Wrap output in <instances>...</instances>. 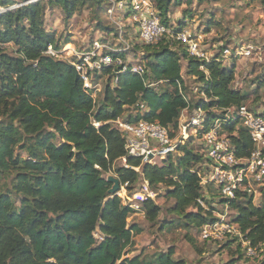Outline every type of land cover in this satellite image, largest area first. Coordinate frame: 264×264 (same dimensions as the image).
Wrapping results in <instances>:
<instances>
[{"label": "trees", "instance_id": "trees-1", "mask_svg": "<svg viewBox=\"0 0 264 264\" xmlns=\"http://www.w3.org/2000/svg\"><path fill=\"white\" fill-rule=\"evenodd\" d=\"M17 1L0 4L10 7ZM155 1L169 34H177L168 25L170 0ZM253 1L264 5V0ZM49 6L60 7L71 19L91 7L106 12L107 0H40L0 15V178L10 182L0 186V264H186L174 259L173 250L154 260L125 257L142 228L128 224L134 210L109 193L113 183L105 175L114 174L129 191L141 178L153 188L167 187L166 198L175 201L170 212L178 216L170 224L177 227H196L201 232L204 225L219 220L214 207L200 203L209 201L201 184L203 169L196 168L208 158L203 142L197 149L193 144L219 121L237 158L248 159L255 151L241 117L228 113L243 107L247 99L244 92L232 88L235 71L222 65V54L201 60L186 46L176 49L165 35L146 45L149 61L143 76L122 72L118 65L104 69L102 76L108 81L98 104L76 67L48 53L50 46L59 54L72 43L71 37L62 39L46 28ZM98 27L117 38L114 27L102 21ZM125 54L115 52V58ZM186 77L198 80L206 99L194 103L187 97ZM113 79L117 82L112 86ZM129 108L137 114L127 116ZM184 110L202 111V126L161 164H143L127 153L125 132L115 124L118 119L158 122L175 137ZM124 159L123 166L115 167ZM210 185L215 188L213 182L206 187ZM219 192L221 202L234 211L233 223L264 252V206L256 205L248 191H236L234 198ZM143 209L151 222L161 213L151 198ZM98 232L101 241L95 237ZM227 241L226 246L237 239ZM239 248L242 259L245 255L238 243L237 253ZM226 264H237L235 255Z\"/></svg>", "mask_w": 264, "mask_h": 264}, {"label": "rangeland", "instance_id": "rangeland-1", "mask_svg": "<svg viewBox=\"0 0 264 264\" xmlns=\"http://www.w3.org/2000/svg\"><path fill=\"white\" fill-rule=\"evenodd\" d=\"M109 8L110 5L107 2L106 12L91 7L75 14L71 19H66L60 7L49 6L46 12V28L55 31L62 39L71 37L72 41V43L65 45L59 54L55 52V55L72 63L76 59V52L89 49L96 39L106 35L105 31L99 29V21H102L105 26L118 29L117 25L110 21ZM168 17V25L171 31L187 30L192 37L190 39L200 44L208 60L222 54V65L235 71L232 88L241 90L247 95L243 107H246L253 114L264 116V5L253 0H170ZM126 18V14L123 13H118L116 16L117 22L124 27V38L121 39L119 36L115 38L113 37L114 33H111L108 43L126 53L125 58H123L125 63L145 67V64L149 61V58H147L148 48L138 36V27H134ZM212 22L213 24H211ZM210 24L212 26H209ZM166 37L167 40L175 43L176 49L187 47L185 43L176 40L175 33L172 35L166 34ZM250 47L252 52L248 54L247 50ZM226 50H229V52L227 53ZM183 68L185 70L186 62H183ZM95 79L101 85L99 87L101 91L95 93V100L99 104L104 98L108 77L97 75ZM186 80L187 97L189 99L194 103L199 99H206V96L199 92L201 84L197 79L186 77ZM111 84L112 86L115 85L113 81ZM160 88L171 89V86H161ZM234 109L230 110L234 113ZM201 112L200 110L190 112L184 110L181 121L187 123ZM129 114L136 115L137 110L129 108L126 115ZM203 117H205L204 113ZM217 123L219 121L215 125ZM222 128H220L221 135L230 140L227 134L222 132ZM180 137L178 135L177 139ZM201 143L202 141L194 138L193 145L196 149L201 147ZM21 153L25 155L24 152ZM155 161L161 164L158 158ZM125 163V159L120 160L115 164V167L123 166ZM212 165V161H207L196 168L199 171L203 169L200 173L201 184L203 185L206 201H209V203L204 202L203 205L207 209H210L211 206L214 207V215L217 218L221 219L227 216L233 222L231 215L234 211L229 210V207L221 202L220 188L215 182H213L215 188L212 185L206 187V184L212 179L214 170L211 167ZM139 171L141 172L140 168ZM248 174L249 176L252 175L251 172ZM105 176L115 175L108 173ZM249 182L250 186L245 185L242 191L253 193L254 203L258 206H264V178L261 182L249 178ZM8 183H10L9 180L0 178V186ZM145 185L146 180L141 178L132 191L125 189V187L117 195L121 197L124 205H130L134 203V200L131 199H134L136 193L146 191ZM148 192L153 195L152 199L155 203L160 205L161 213L154 222L148 220L145 211H134L131 214L128 218V224L139 225L142 232L134 237L133 246L125 257L141 255L143 258L154 260L159 253H167L169 250H173L174 259L183 260L186 264H226L232 259L233 255L237 259V264H263L264 258L262 257L251 259L242 256V259L240 258V248V252H236L238 243L242 249V243L239 239L226 246L228 238L224 241H205L201 238L200 229L196 227H177L175 222L170 224L178 216L170 212L175 205V201L166 198L167 187L158 186L153 188L149 185ZM222 195L225 197L224 194ZM188 211L193 210L189 207ZM168 222L169 225L166 224ZM164 225L168 226L163 228ZM95 237L100 241L103 239L99 232L95 234ZM261 253L264 257V252Z\"/></svg>", "mask_w": 264, "mask_h": 264}, {"label": "built area", "instance_id": "built-area-1", "mask_svg": "<svg viewBox=\"0 0 264 264\" xmlns=\"http://www.w3.org/2000/svg\"><path fill=\"white\" fill-rule=\"evenodd\" d=\"M37 1L40 0H19L10 7H4L0 4V15ZM107 2L110 5L108 9L110 21L117 25L118 36L121 39L124 38L125 32L123 25L116 20L118 13L126 14V20L132 23L134 27H138V36L145 45L156 44L166 34L170 33V30L162 23L161 14L155 0H107ZM105 37L109 39L106 34L104 37L96 39L89 49L76 52V59L72 62L82 77L85 88L92 92L94 98L95 93L101 91L99 88L101 85L95 77L102 75L107 66L118 65L122 67V72L129 71L141 76L146 72V68L142 65L128 64L121 57L115 58V52L120 53L121 49L112 47L108 40L103 41L102 39ZM175 38L187 45L190 55L208 60L200 44L190 39L192 37L187 30L178 31ZM248 49L247 53L251 54V47ZM226 52L228 53L229 50H226ZM48 53L55 55V51L51 46ZM112 81L116 83L117 79ZM228 113L233 112L229 110ZM235 113H238L243 120L255 144V151L250 158L239 159L236 157L231 141L221 135L220 128H222V125L220 122L206 132L202 140L206 157L208 161L213 162L211 167L214 170L211 181L215 182L222 193L230 198H234L236 191L242 190L245 185L250 186L249 178L257 182H261L264 178V116L253 114L246 107L235 108ZM202 121V112L193 117L190 122L183 123L181 121L178 134L175 137L171 136L170 128L164 127L158 122L141 120L137 123H130L118 119L115 124L125 132L126 150L130 156L141 158L143 164L157 165L160 163H157L155 159L158 158L162 163L170 153L174 152L179 143L184 144L192 134L196 135L198 128L202 126ZM94 124L96 126L100 125L97 122H94ZM178 135L181 136L179 139H177ZM136 170L139 171V168H136ZM250 172L252 173L251 176L248 174ZM149 185V182L146 181V191L136 193L134 199L130 198L134 200V203L127 206L135 212H144V202L148 198H153V195L148 192ZM122 188L124 189L125 186H122ZM200 203L203 204L202 201ZM201 238L205 241H224L227 238H236L241 241L243 253L246 257L251 259L263 258L262 250L260 251L257 246L253 245L238 225L231 222L227 216L204 225L201 229Z\"/></svg>", "mask_w": 264, "mask_h": 264}, {"label": "water", "instance_id": "water-1", "mask_svg": "<svg viewBox=\"0 0 264 264\" xmlns=\"http://www.w3.org/2000/svg\"><path fill=\"white\" fill-rule=\"evenodd\" d=\"M108 181L113 183V187L109 190L111 195H117L122 190V185L119 178L115 176H109Z\"/></svg>", "mask_w": 264, "mask_h": 264}]
</instances>
